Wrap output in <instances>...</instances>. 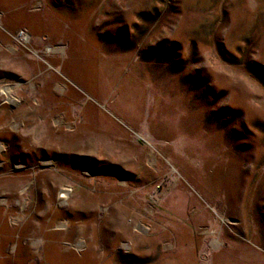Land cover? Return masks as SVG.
Masks as SVG:
<instances>
[{
	"label": "rangeland",
	"instance_id": "1",
	"mask_svg": "<svg viewBox=\"0 0 264 264\" xmlns=\"http://www.w3.org/2000/svg\"><path fill=\"white\" fill-rule=\"evenodd\" d=\"M0 264H264V0H0Z\"/></svg>",
	"mask_w": 264,
	"mask_h": 264
},
{
	"label": "bare ground",
	"instance_id": "2",
	"mask_svg": "<svg viewBox=\"0 0 264 264\" xmlns=\"http://www.w3.org/2000/svg\"><path fill=\"white\" fill-rule=\"evenodd\" d=\"M64 196V195H63Z\"/></svg>",
	"mask_w": 264,
	"mask_h": 264
}]
</instances>
